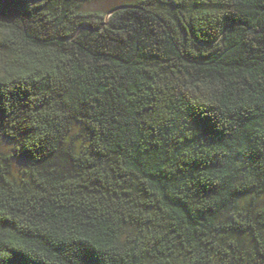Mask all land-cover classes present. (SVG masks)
<instances>
[{
    "label": "trees",
    "instance_id": "1",
    "mask_svg": "<svg viewBox=\"0 0 264 264\" xmlns=\"http://www.w3.org/2000/svg\"><path fill=\"white\" fill-rule=\"evenodd\" d=\"M88 1L0 0V264H264V0Z\"/></svg>",
    "mask_w": 264,
    "mask_h": 264
},
{
    "label": "rangeland",
    "instance_id": "2",
    "mask_svg": "<svg viewBox=\"0 0 264 264\" xmlns=\"http://www.w3.org/2000/svg\"><path fill=\"white\" fill-rule=\"evenodd\" d=\"M136 0H90L84 4L83 11H100L103 13L105 20L108 19V13L123 5H129ZM71 145L76 152L87 149V141L83 133L79 129L77 123H73L66 136L64 146ZM0 152L7 154L8 145L5 141L0 140ZM28 162L21 159H13L10 165V178L15 181H22L27 178L28 175ZM260 206L264 207V197L260 200Z\"/></svg>",
    "mask_w": 264,
    "mask_h": 264
},
{
    "label": "water",
    "instance_id": "3",
    "mask_svg": "<svg viewBox=\"0 0 264 264\" xmlns=\"http://www.w3.org/2000/svg\"><path fill=\"white\" fill-rule=\"evenodd\" d=\"M121 8H124V7H116V8H114V9H112L108 14V16H110L112 13H114L115 11H117V10H119V9H121Z\"/></svg>",
    "mask_w": 264,
    "mask_h": 264
}]
</instances>
